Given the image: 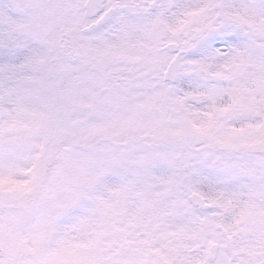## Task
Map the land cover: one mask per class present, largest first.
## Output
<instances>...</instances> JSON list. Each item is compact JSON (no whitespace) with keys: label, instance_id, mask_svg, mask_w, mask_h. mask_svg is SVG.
<instances>
[{"label":"snow or ice","instance_id":"snow-or-ice-1","mask_svg":"<svg viewBox=\"0 0 264 264\" xmlns=\"http://www.w3.org/2000/svg\"><path fill=\"white\" fill-rule=\"evenodd\" d=\"M0 264H264V0H0Z\"/></svg>","mask_w":264,"mask_h":264}]
</instances>
